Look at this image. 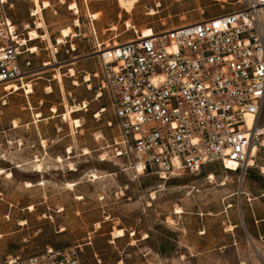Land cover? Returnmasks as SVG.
<instances>
[{"label":"rangeland","instance_id":"374dc122","mask_svg":"<svg viewBox=\"0 0 264 264\" xmlns=\"http://www.w3.org/2000/svg\"><path fill=\"white\" fill-rule=\"evenodd\" d=\"M40 1L50 3L42 11L49 40L27 42L37 47L34 92L0 86V264L73 246L83 264H264V242L249 241L244 226L264 217V159L246 173L219 162L169 178L137 173L116 155L117 120L95 75L98 45L218 15L242 0H138L131 12L118 0ZM7 9L28 39L38 20L33 0H8ZM66 27L74 34L58 43ZM77 105L80 127L62 116Z\"/></svg>","mask_w":264,"mask_h":264},{"label":"built area","instance_id":"2783aa9c","mask_svg":"<svg viewBox=\"0 0 264 264\" xmlns=\"http://www.w3.org/2000/svg\"><path fill=\"white\" fill-rule=\"evenodd\" d=\"M0 0V86L28 95L36 72ZM74 47V46H73ZM72 47V49H73ZM95 74L117 120L116 155L169 178L219 162L246 173L264 159V0L150 36L98 45ZM264 242V237L260 238ZM79 246L1 264H83Z\"/></svg>","mask_w":264,"mask_h":264},{"label":"bare ground","instance_id":"6f19581e","mask_svg":"<svg viewBox=\"0 0 264 264\" xmlns=\"http://www.w3.org/2000/svg\"><path fill=\"white\" fill-rule=\"evenodd\" d=\"M118 1L120 3L121 7L125 8L127 11L131 12L132 9L135 6V3L138 0H118ZM33 2L35 3V9H34V12H33V16H38V20L35 21L36 22V27L30 28L29 26H27V28L29 29V38L27 39V42L34 41V40H37V39H40V38L48 39L49 40V35H48L47 30H46V23H45V21L43 19L42 11H43L44 8H48V6L50 5V3L47 2V1L41 2L40 0H33ZM71 8L72 9H75V8L77 9V4L76 3H73L71 5ZM153 13H154V11H152V14ZM77 23H79V22H77ZM38 29H44L45 32L44 33H40ZM153 33H154V30L152 28H146L143 31L144 36H150ZM72 34H74V31L72 30L71 27L63 28L61 30V37L58 38V43H63L64 42V37H69ZM115 44H118V43H115ZM31 50L33 52H35L37 50V47L36 46H32L31 47ZM49 64L50 63L47 62L45 65L48 66ZM71 74L72 75L74 74V70L73 69H71ZM86 80H90V75H87ZM74 83L77 84L78 82L75 81ZM14 87H15L16 90H19V88L16 85ZM27 91H28V94L34 92L33 85H31L30 83H29V86L27 87ZM47 91L48 92H52L53 91L52 87H48V90ZM81 107L78 106V105L77 106H73V107H69V108L66 109L65 112L62 113V116L65 119H67V120L68 119L72 120L73 123L76 124L77 127H80L81 126V120L78 119V118H73L72 117V113L75 112V111H77V110H80ZM52 112L57 113L58 112L57 107L54 106L52 108ZM39 116H40V114H39ZM60 159H62V158L60 157ZM229 165L231 166V169L232 170L236 168V163H234V162H230ZM262 171L264 173V166L262 167ZM2 172H4V169H1L0 168V173H2ZM27 183H28V185H32L31 182H27ZM225 184H226V182H222L221 183V185H225ZM30 209L31 210L33 209V205L30 206ZM177 212L178 213L183 212V210L181 209V207H178L177 208ZM115 235L116 236H123V235H125V233H124V231L122 229H118L115 232Z\"/></svg>","mask_w":264,"mask_h":264},{"label":"crops","instance_id":"0c3cea01","mask_svg":"<svg viewBox=\"0 0 264 264\" xmlns=\"http://www.w3.org/2000/svg\"><path fill=\"white\" fill-rule=\"evenodd\" d=\"M234 229L237 227V225H233ZM246 232L248 233V239L249 241L261 240V237H264V217L257 218L255 217L254 223L252 221H249L247 226L245 225ZM262 241V240H261Z\"/></svg>","mask_w":264,"mask_h":264}]
</instances>
